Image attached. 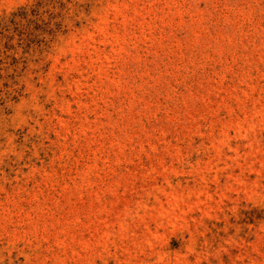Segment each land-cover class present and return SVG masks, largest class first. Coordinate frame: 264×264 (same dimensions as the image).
Returning a JSON list of instances; mask_svg holds the SVG:
<instances>
[{"label": "rangeland", "instance_id": "1", "mask_svg": "<svg viewBox=\"0 0 264 264\" xmlns=\"http://www.w3.org/2000/svg\"><path fill=\"white\" fill-rule=\"evenodd\" d=\"M0 264H264V0H0Z\"/></svg>", "mask_w": 264, "mask_h": 264}]
</instances>
